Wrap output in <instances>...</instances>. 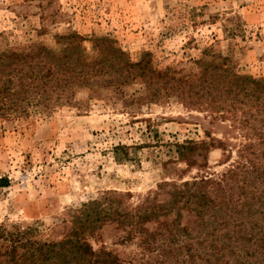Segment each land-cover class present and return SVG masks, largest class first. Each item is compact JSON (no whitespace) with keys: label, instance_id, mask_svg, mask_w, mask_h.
I'll return each mask as SVG.
<instances>
[{"label":"rangeland","instance_id":"1","mask_svg":"<svg viewBox=\"0 0 264 264\" xmlns=\"http://www.w3.org/2000/svg\"><path fill=\"white\" fill-rule=\"evenodd\" d=\"M72 36L90 58L108 43L153 81L168 73L185 81L210 64L264 80V0H0V52H55ZM134 78L97 94L75 92L51 110L0 113V226L57 243L94 200L115 193L130 212L164 183L216 177L233 165L240 140L227 134L230 122L212 124L207 108L154 96L146 79ZM187 141L208 145L194 164L176 154L175 144ZM128 231L107 222L86 240L96 252L144 264Z\"/></svg>","mask_w":264,"mask_h":264},{"label":"trees","instance_id":"2","mask_svg":"<svg viewBox=\"0 0 264 264\" xmlns=\"http://www.w3.org/2000/svg\"><path fill=\"white\" fill-rule=\"evenodd\" d=\"M68 41L55 52L37 46L0 52V113L51 110L71 101L75 92L97 94L139 76L152 95H175L190 106L205 107L212 124L230 122L227 134L237 132L240 140L236 160L216 177L164 183L160 193L130 212L120 207L115 193L94 200L57 243H40L27 232L0 226V264H126L111 251H94L86 240L107 222L128 228L130 240L142 246L144 264H264V80L210 64L185 81L177 82L169 73L153 81L144 67L130 64L108 43L96 45L98 54L90 58L80 40L72 36ZM206 146L175 144L177 157L191 164ZM161 194L167 198L159 204ZM157 222L155 231L143 228Z\"/></svg>","mask_w":264,"mask_h":264}]
</instances>
